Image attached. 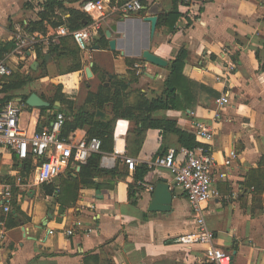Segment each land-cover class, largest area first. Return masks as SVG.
<instances>
[{
	"label": "crops",
	"instance_id": "1",
	"mask_svg": "<svg viewBox=\"0 0 264 264\" xmlns=\"http://www.w3.org/2000/svg\"><path fill=\"white\" fill-rule=\"evenodd\" d=\"M47 1L0 0V44L10 42L13 48L14 34L21 29L52 32L57 28L52 22H62L60 26L71 30L68 20L72 11L85 16L83 26L77 30L92 25L93 18L82 10L89 0H58L64 3V9H57L51 20L43 22L42 29H34ZM103 1L121 5L130 0ZM141 2V11L127 16L114 14L98 29L91 28L93 50L89 55L81 53L73 39L66 36L60 40L65 39L67 49L76 46L74 54L69 49L59 53L50 51L51 45H44L32 55L30 69L26 67L21 71L22 64L16 63L14 74L30 75L32 81L14 91L20 96L11 102L23 106L31 132L50 125L55 118V107H59V111L67 107L56 98L59 86L63 87L61 92L74 101L73 107L86 105L96 113L97 110L86 103L88 94L96 93L101 85L115 87L117 78L128 85L125 95L129 102L142 93L149 100L158 99L164 94L172 61L184 50L187 94L192 95L194 101L190 105L189 99L186 103L183 100L182 108L157 110L152 116L174 119L181 129L191 133L197 122L212 127V141H196L208 147L217 162V171L226 172L228 177L217 180L220 196L204 206L207 225L217 235L216 245L233 255L232 264H264V190L256 194L253 187L246 185L252 170L264 172V0ZM174 2L178 3L180 13L174 28H157L155 37L149 40L150 27L143 18L158 16L159 20L160 15L173 10ZM114 26L116 30L112 29ZM107 31L112 33L111 37L107 36ZM113 38L118 40L115 51L109 46ZM146 48L167 60L168 65L160 67L145 61L142 52ZM38 50L45 55L47 76H42ZM128 60L133 62L131 66ZM36 61L39 66L34 70L32 65ZM60 61L67 64L66 69L50 75ZM79 61L82 69L70 72ZM91 65L92 76L89 77L86 68ZM52 82L57 89L51 109L42 112L41 108L26 105L23 95L29 97L35 92L45 98L44 93ZM222 96H227L229 103L219 105L217 100ZM20 98L23 103L18 102ZM102 111L114 121L112 104H107ZM113 125L114 150L103 154L101 167L117 168L118 175L100 176L99 189L82 188L77 201L65 205L64 210L56 197L45 195L41 185L30 175L25 182L28 186L15 189L12 212L19 224L10 226L16 220L10 221L9 214L0 208V218L3 217L0 219L3 232L0 264H209L208 249L176 242L178 237L196 228L185 192L176 187L172 174L166 169L149 168L144 173L157 155L170 148H182L179 136L164 134L161 129H148L140 134L141 124L126 118L116 119ZM77 130L87 135L85 129ZM232 149L239 157L232 166L226 167L223 163ZM126 158L133 159L135 164L127 163ZM74 168L72 163L68 170L76 177L81 168L77 166L76 171ZM159 182H167L173 192L170 212L149 211L154 191H150L148 185L156 187ZM92 204L96 205L95 210L89 208ZM50 212L53 217L48 218ZM76 220L83 222L82 228L75 226ZM70 229H74L73 235L67 234Z\"/></svg>",
	"mask_w": 264,
	"mask_h": 264
},
{
	"label": "built area",
	"instance_id": "2",
	"mask_svg": "<svg viewBox=\"0 0 264 264\" xmlns=\"http://www.w3.org/2000/svg\"><path fill=\"white\" fill-rule=\"evenodd\" d=\"M142 9L141 0H130L121 5L103 0H89L82 6V10L93 18L89 27L69 30L66 26H59L49 33L18 30L14 34L13 48L0 58V96L3 84L15 73L14 65L22 64L21 71L26 67L30 69L32 55L36 53L38 47L56 44L61 37L70 36L80 52L89 55L93 50L92 27L98 29L103 21L114 14L127 16ZM217 103L227 104L229 98L222 96ZM24 113L25 109L20 104L11 102L0 105V154L3 161L6 159L9 165L5 171L0 170V208L7 214L13 210L15 189L25 185L27 176L24 173L27 167L31 169L28 175L33 177L37 185L49 184L65 173L72 163L75 164L76 171L77 166L85 164L93 153L102 150V140L99 137H88L78 130L70 132L67 136L62 135L66 116L60 111L47 128L31 132L29 125H23ZM193 134L199 141L214 139L212 127L203 122L195 124ZM238 157L239 153L232 149L224 160V166H232ZM73 158L75 160H72ZM126 162L135 164L131 158H126ZM148 167L168 170L173 176L176 187L185 192L193 211L196 228L178 237L176 242L187 247H205L209 250V264H232L233 255L216 245L217 235L208 227L204 215V206L220 196L217 180L228 177L226 172L217 171V162L208 147L200 144L193 149L170 148L166 153L157 155L150 161ZM148 189L154 191L155 187L148 185ZM89 208L95 210L96 205L92 204ZM75 226L82 228L83 222L76 220ZM67 234L73 235L74 229L67 230ZM2 235L3 232L0 230V239Z\"/></svg>",
	"mask_w": 264,
	"mask_h": 264
},
{
	"label": "trees",
	"instance_id": "3",
	"mask_svg": "<svg viewBox=\"0 0 264 264\" xmlns=\"http://www.w3.org/2000/svg\"><path fill=\"white\" fill-rule=\"evenodd\" d=\"M57 9H64V3L58 0H48L44 4L43 11L39 13L40 20L35 23L36 27H34V29H42L43 22L45 20H51L55 16ZM179 17L180 13L178 11V3L174 2V8L172 11L160 15L157 28H161L162 26H170L174 28ZM84 18L85 16L82 13L72 11V15L68 20L70 29H80L83 26ZM61 24L62 22H52L54 27H59ZM65 43L66 41L64 39L60 40L58 45L52 44L50 51L59 53L60 51H68L69 49L73 54L75 51L77 52L75 49L77 48L76 46H73V48L69 47L67 49V47H65ZM11 49L12 47L10 48V42L0 44V58ZM38 57V60L41 61V67L43 68L42 76H47L45 71L46 58L41 50H38ZM186 57L187 54L183 50L177 55L175 60L172 61L169 67L170 74L165 82L164 94L158 99L149 100L145 94L142 93L137 96L138 98L136 100L129 102L125 95L128 85L123 80L117 78L115 87L113 85L110 87L101 85L96 93L90 92L86 99V103L91 105L95 110H103L107 104H112L114 121L118 118H126L135 121L138 125L141 124V127L138 129L140 134L145 133L148 129H161L164 134H177L179 136L180 144L184 148L193 149L198 147L200 143L196 141L195 135L181 129L176 120L168 118L157 119L152 116V114L157 110L182 108L183 100L186 103L189 99V104L192 105L194 100L192 95L187 94L188 80L184 75ZM127 63L129 66L133 64L130 60H128ZM81 69L82 65L81 61H79L70 69V72ZM31 81L32 77L30 75L16 73L11 76L10 79L3 84L0 105L10 103L16 97H19L20 95L16 94L14 91L25 88ZM62 89L63 87L59 86L60 91L56 96L59 101L65 103L67 106H63L60 109V112L64 113L66 116L62 135L67 136L74 130L85 129L88 137L96 136L102 140L101 152L93 153L87 162L81 165V169L76 174V177L72 174L71 170H68L67 174L61 176L58 181L41 185L44 194L55 196L56 201L61 204L62 210H64L65 205H69L77 201L82 188L99 189L100 184L98 183V178L105 174L116 176L118 175V169L115 168L113 170H106L101 167L103 154L112 153L114 150V121H105L101 118H97L96 112L90 111L86 105L73 107L74 101L68 99V95L61 92ZM22 97L27 99L28 95H23ZM50 103L51 106L49 108H41L40 111L45 112L48 109H51L54 105V101H50ZM51 118H53V116H51ZM72 160L75 159L73 158ZM148 169L149 167H146L144 173H146ZM30 170L31 169L27 167V170L24 173L25 176L30 173ZM119 177H121V174ZM139 181L140 179L136 177V182ZM246 185H248L249 188L253 187L256 194H262L264 190V172L260 169L252 170ZM131 189L133 190L134 186L130 188V199L133 196ZM133 203L135 204L136 202L133 201ZM17 209L21 214L19 208ZM0 219H3V217ZM9 219L10 221L16 220L10 224V226H17V224H19L12 211L9 213Z\"/></svg>",
	"mask_w": 264,
	"mask_h": 264
},
{
	"label": "water",
	"instance_id": "4",
	"mask_svg": "<svg viewBox=\"0 0 264 264\" xmlns=\"http://www.w3.org/2000/svg\"><path fill=\"white\" fill-rule=\"evenodd\" d=\"M145 23L149 24V40H152L155 37L157 26H158V16H146L143 18ZM117 26H114L112 29L116 30ZM107 36L111 37L112 33L107 31ZM110 50L115 51L118 47V40L111 39L109 42ZM99 49V47H97ZM142 57L145 61L152 63L154 65L160 67H166L168 65V61L164 58L156 55L150 51L149 48H146L142 52ZM48 58V57H47ZM39 66V62L36 61L34 65H32V69L37 70ZM93 65L86 68V73L89 77L92 76V68ZM112 76V75H111ZM18 102L23 103L24 100L22 98L18 99ZM26 105L29 107L35 108H45L50 107V103L45 100L42 96L38 95L37 93H32L27 100L25 101ZM59 112V107L54 108V115L56 116ZM97 117H101L103 120L111 121L112 116L107 114L102 110H97L96 113ZM80 169L81 166H78ZM173 192L170 188V185L167 182H159L157 183L154 192L152 194V200L149 206V211L151 212H170L172 209V201H173ZM53 217L52 212L48 214V218ZM48 218L45 219V224H47Z\"/></svg>",
	"mask_w": 264,
	"mask_h": 264
},
{
	"label": "rangeland",
	"instance_id": "5",
	"mask_svg": "<svg viewBox=\"0 0 264 264\" xmlns=\"http://www.w3.org/2000/svg\"><path fill=\"white\" fill-rule=\"evenodd\" d=\"M61 63H63V62L60 61V63H58L55 66V68L52 69L50 75L56 74V73L61 72V71H63V70L66 69L67 64L66 63H63V65H61ZM56 86L57 85L55 83H53V82L51 83V85L49 86L48 90L44 93V96H45L46 100L48 99L51 102L54 101L52 98H53V96L55 94V91L57 89ZM29 91H32V90H29ZM25 117H26V115L24 114L22 116V120L24 122L23 125H28V122L25 121ZM8 167H9V165L6 162V159L3 161L2 157H0V170L5 171V169H8Z\"/></svg>",
	"mask_w": 264,
	"mask_h": 264
}]
</instances>
